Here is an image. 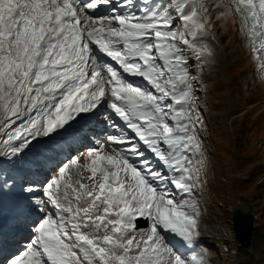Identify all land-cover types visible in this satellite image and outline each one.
I'll list each match as a JSON object with an SVG mask.
<instances>
[{
    "label": "snow or ice",
    "instance_id": "6c2138e0",
    "mask_svg": "<svg viewBox=\"0 0 264 264\" xmlns=\"http://www.w3.org/2000/svg\"><path fill=\"white\" fill-rule=\"evenodd\" d=\"M230 2L264 72V0ZM99 4L112 15L88 11ZM206 11L197 0H0V155L104 105L118 130L57 169L33 234L0 264H202L165 233L189 248L198 235L195 205L176 197L193 195L202 164L184 53L207 51L196 48Z\"/></svg>",
    "mask_w": 264,
    "mask_h": 264
},
{
    "label": "rangeland",
    "instance_id": "374dc122",
    "mask_svg": "<svg viewBox=\"0 0 264 264\" xmlns=\"http://www.w3.org/2000/svg\"><path fill=\"white\" fill-rule=\"evenodd\" d=\"M197 3L207 11L202 17L206 29L197 38L196 48L207 51L189 48L184 54L194 77V116L200 120L197 135L202 155L194 160H202V164H195L199 173L193 195L178 194L176 199L187 198L195 205L198 235L191 248L171 233H165L166 243L181 242L174 249L188 258L197 256L202 264H264V72L230 0ZM33 149L31 142L19 157L0 155V166L32 159ZM90 149L93 147L80 154L87 156ZM83 182L89 183L87 179ZM237 203L250 206L255 217L249 250L235 240L231 217ZM137 224L145 225L143 219ZM149 227L147 220L140 228Z\"/></svg>",
    "mask_w": 264,
    "mask_h": 264
},
{
    "label": "bare ground",
    "instance_id": "6f19581e",
    "mask_svg": "<svg viewBox=\"0 0 264 264\" xmlns=\"http://www.w3.org/2000/svg\"><path fill=\"white\" fill-rule=\"evenodd\" d=\"M113 3H114V0H113ZM102 5V4H101ZM101 8V7H100ZM90 12V11H89ZM90 13H92V12H90ZM83 115V118H82V120H80V122L77 124V123H75V120L76 119H72V120H69V122L66 124V125H64V127L63 128H60V129H58L56 132H54V133H52V134H50L49 136H47V138L46 137H43L42 139H34L33 141H32V144H36V143H39V142H50V143H58L59 142V140H62V139H65V142H71V138L73 137V134L74 133H76V131H78L80 128H81V126L84 124V123H86V124H91V122L90 121H88V113H84V114H82ZM96 130H98L97 129V127L95 128V129H93L92 130V132L94 133V132H96ZM91 132V133H92ZM67 134V135H66ZM57 146H58V150L59 151H64V148L59 144H57ZM107 147V146H106ZM39 150L40 149H38L37 151H36V153L40 156V160L42 161V164L44 165L45 164V162H46V160L47 159H49L50 158V156H49V151H50V149L49 150H47L48 152H45L44 153V155H43V157H41V153H39ZM56 150V149H55ZM104 150L105 151H108V152H111L108 148H105L104 147ZM55 158L53 159L54 161L50 164V165H47V166H50L51 167V169H54V170H56V168H57V165H58V163L60 162V160L62 161V159H60L59 157H57V156H54ZM86 157L87 156H85V154H83V155H79L78 156V158L80 159L79 160V162H80V164H84L85 163V161H86ZM56 174L57 173H55V174H53V177H55L56 176ZM34 194V192H23L22 193V195L21 196H27V195H33ZM44 199V198H43ZM247 199V198H246ZM26 199H22L21 200V202L22 201H25ZM28 200V202H30L31 203V201L29 200V199H27ZM29 203V204H30ZM29 211L30 212H32L30 209H29ZM1 212H4L3 210L1 211ZM26 212V211H25ZM30 214H32V213H30ZM169 241H171V244H175V245H177V247H181V246H179L177 243H181V242H179V241H177V242H174L173 240H169Z\"/></svg>",
    "mask_w": 264,
    "mask_h": 264
},
{
    "label": "water",
    "instance_id": "95a60500",
    "mask_svg": "<svg viewBox=\"0 0 264 264\" xmlns=\"http://www.w3.org/2000/svg\"><path fill=\"white\" fill-rule=\"evenodd\" d=\"M231 218L235 240L242 248L249 250L252 243L253 229L255 228V217L252 208L245 203H237ZM139 221H141V219L137 222ZM144 224L145 225L138 226L147 225L146 222H144Z\"/></svg>",
    "mask_w": 264,
    "mask_h": 264
}]
</instances>
